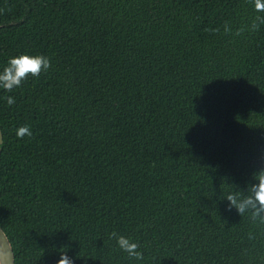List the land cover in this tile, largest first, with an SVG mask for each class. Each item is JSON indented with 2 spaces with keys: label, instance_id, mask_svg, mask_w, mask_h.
Segmentation results:
<instances>
[{
  "label": "trees",
  "instance_id": "1",
  "mask_svg": "<svg viewBox=\"0 0 264 264\" xmlns=\"http://www.w3.org/2000/svg\"><path fill=\"white\" fill-rule=\"evenodd\" d=\"M257 15L251 0H0V72L51 61L0 88L16 264H264V212L225 199L264 167Z\"/></svg>",
  "mask_w": 264,
  "mask_h": 264
},
{
  "label": "clouds",
  "instance_id": "2",
  "mask_svg": "<svg viewBox=\"0 0 264 264\" xmlns=\"http://www.w3.org/2000/svg\"><path fill=\"white\" fill-rule=\"evenodd\" d=\"M254 9L258 13H264V0H251ZM255 19L264 23V15H257ZM258 24H253L249 31H257ZM217 31H219L217 29ZM242 34L240 29H237L235 35ZM51 67V61L48 57L43 55H28L21 54L11 57L7 66L0 72V88L11 92L14 88L20 87L22 82L27 80L29 76L38 77L42 71H47ZM9 106L15 103L12 96L6 97ZM33 135L31 128L27 125L20 126L16 130V136L23 138L25 136L31 137ZM252 180L246 190H239L229 193L225 199L228 201L229 210L235 208L238 214L243 215L249 208L253 209V215L259 216L264 212V167L253 174ZM111 238H115L119 248L126 252L130 258L136 260H143V253L139 250V245L133 242L130 238L118 235L116 232L110 234ZM0 264H10L9 248L4 242L3 253L0 255ZM57 264H74L66 252H60V259Z\"/></svg>",
  "mask_w": 264,
  "mask_h": 264
},
{
  "label": "water",
  "instance_id": "3",
  "mask_svg": "<svg viewBox=\"0 0 264 264\" xmlns=\"http://www.w3.org/2000/svg\"><path fill=\"white\" fill-rule=\"evenodd\" d=\"M3 143V132L0 127V152H1V144ZM6 241L8 248H9V253H10V264H16V256L14 252V248L12 245V242L6 233V231L3 229V227L0 225V255L3 253V246L4 242Z\"/></svg>",
  "mask_w": 264,
  "mask_h": 264
}]
</instances>
